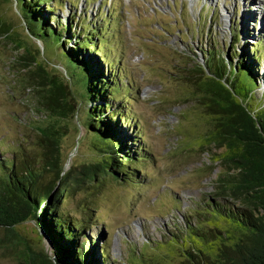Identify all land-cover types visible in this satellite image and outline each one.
Here are the masks:
<instances>
[{
	"label": "rangeland",
	"instance_id": "rangeland-1",
	"mask_svg": "<svg viewBox=\"0 0 264 264\" xmlns=\"http://www.w3.org/2000/svg\"><path fill=\"white\" fill-rule=\"evenodd\" d=\"M43 5L71 20L76 30L84 16L87 23L103 24L105 53L114 64L109 73H118L119 84L129 88L121 84L120 98L113 101V109L126 121L120 123L118 117L111 122L118 136L143 155L129 161L119 175L86 178L59 197V211L79 233V245L85 242L89 251L96 244L100 264H187L183 251L192 245V237L185 236L183 226L190 222L202 236L199 244L215 252L225 237H209V227L227 224L211 214L214 202L230 201L236 208L241 202L215 197L217 179L234 171L224 165L225 148L208 140L217 128L198 95L196 69L205 65L201 50L209 46L215 56L223 57L237 45L241 52L246 42L249 49L259 41L264 50V0H48ZM236 30L240 40L231 44ZM25 47L49 74L72 81L53 42L29 36L17 1L0 0L2 176V163L12 159L23 162L28 157L34 168L43 166L37 130L49 118L39 93L27 82L36 81V76L22 66L19 55ZM259 65L260 87L250 94L255 105L264 102V55ZM82 89H73L77 99L82 98L78 111L55 121L65 127L59 153L62 168L70 172L102 157L88 131L92 103ZM49 176L44 172L43 181ZM16 230L33 248L51 255L52 243L32 218ZM12 254L10 248L0 249V264H21Z\"/></svg>",
	"mask_w": 264,
	"mask_h": 264
},
{
	"label": "trees",
	"instance_id": "trees-1",
	"mask_svg": "<svg viewBox=\"0 0 264 264\" xmlns=\"http://www.w3.org/2000/svg\"><path fill=\"white\" fill-rule=\"evenodd\" d=\"M16 1L29 36L43 43L53 42L72 81L60 79L57 73L49 74L26 47L19 55L25 70L36 76V81L27 82L39 93L40 105L49 120L37 130L43 149L41 170L34 168L28 157H23V162H1V169L6 172L4 176L0 173V249H12L21 264H100L98 246L95 244L88 251L85 242L80 241L79 245V233L59 211L58 202L70 186L80 187L86 178L92 180L97 175H119L129 161L143 157L138 147L132 150L118 136L117 126L111 122L118 117L120 123L126 121L124 114L113 109V101L120 98L121 84L125 90L129 88L124 82L119 84L118 73H109L114 64L105 53L108 41L102 35L103 24L87 23L84 16L76 30L71 20L59 18L54 8L43 5L48 0ZM4 31L8 33L9 29ZM230 38L231 44L239 42L237 30L231 32ZM247 45L246 42L239 53L238 45H232L224 57L215 56L212 46L201 50L205 65L196 69L197 80L201 81L196 83L198 95L217 128L208 140L225 148L224 165L234 171L230 177L217 179L215 197L225 199L224 202L226 198L238 199L241 207H234L230 201L227 205L214 202L211 214L226 221L227 226L209 227V237H225L219 239L221 243L213 253L199 244L202 236L198 235L197 225L185 223V236L192 237V245L183 251L187 264H264V102L257 101L255 105L250 98L254 87H260L258 69L264 50L259 41L249 49ZM14 46L19 50V45ZM78 88H83L82 93L92 103L88 109V131L102 157L83 163L78 172H70L62 168L59 153V136L65 133V127L55 121L78 111L82 101L74 92ZM44 172L51 175L47 181L42 179ZM30 218L52 243V256L33 248L16 230L18 224Z\"/></svg>",
	"mask_w": 264,
	"mask_h": 264
},
{
	"label": "bare ground",
	"instance_id": "bare-ground-1",
	"mask_svg": "<svg viewBox=\"0 0 264 264\" xmlns=\"http://www.w3.org/2000/svg\"><path fill=\"white\" fill-rule=\"evenodd\" d=\"M263 21V20H262Z\"/></svg>",
	"mask_w": 264,
	"mask_h": 264
}]
</instances>
